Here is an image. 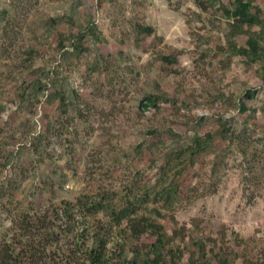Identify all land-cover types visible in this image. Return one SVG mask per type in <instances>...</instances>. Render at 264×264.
Here are the masks:
<instances>
[{
    "label": "rangeland",
    "instance_id": "obj_1",
    "mask_svg": "<svg viewBox=\"0 0 264 264\" xmlns=\"http://www.w3.org/2000/svg\"><path fill=\"white\" fill-rule=\"evenodd\" d=\"M6 241L16 264L253 263L264 0H0Z\"/></svg>",
    "mask_w": 264,
    "mask_h": 264
},
{
    "label": "trees",
    "instance_id": "obj_2",
    "mask_svg": "<svg viewBox=\"0 0 264 264\" xmlns=\"http://www.w3.org/2000/svg\"><path fill=\"white\" fill-rule=\"evenodd\" d=\"M211 138L210 142L213 140V137L206 136V139ZM218 140V139H217ZM217 143L216 141H212V143ZM100 207L95 206L94 212L98 211ZM128 227L130 229L131 234L135 236H140L142 233L146 232V230H150L152 232V236L154 237V241L152 246L155 247L157 242L163 243L162 241V231L161 228H158L154 222L147 217H136L128 220ZM260 256L256 258V260L251 264H264V248L259 252ZM21 255L20 251H15L10 242H4L0 244V264H16L18 262L19 256ZM90 258L93 264H103L102 263V255H100L99 251H91Z\"/></svg>",
    "mask_w": 264,
    "mask_h": 264
}]
</instances>
